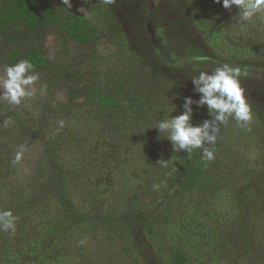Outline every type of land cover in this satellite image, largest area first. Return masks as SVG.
Segmentation results:
<instances>
[{
	"label": "trees",
	"instance_id": "16d2710c",
	"mask_svg": "<svg viewBox=\"0 0 264 264\" xmlns=\"http://www.w3.org/2000/svg\"><path fill=\"white\" fill-rule=\"evenodd\" d=\"M122 1L136 6L131 37L117 15ZM71 5L0 0V71L30 61L29 74L39 77L35 83L59 97L69 114L90 119L127 145L148 187L106 170V153L56 111L42 119L53 135L41 139L25 166L22 153L18 161L13 155L12 139L22 132L35 139L44 130L40 116L20 108L16 114L1 104L0 211L11 210L17 219L14 233L0 231V264H200L165 230L189 199L224 193L233 199L226 212L242 220L237 150L246 128L232 118L220 125L216 144L208 146L214 147V159L207 161L201 150L172 152L167 133L160 136L154 127L181 114L185 97L199 99L191 80L213 69L187 65L201 60L240 68L239 80H258L264 98V78L258 76L264 73V13L242 21L236 6L225 10L214 0H71ZM244 95L252 119L263 122L264 101ZM192 107V125L210 119L206 108ZM240 232L231 236L244 251L247 235Z\"/></svg>",
	"mask_w": 264,
	"mask_h": 264
},
{
	"label": "rangeland",
	"instance_id": "374dc122",
	"mask_svg": "<svg viewBox=\"0 0 264 264\" xmlns=\"http://www.w3.org/2000/svg\"><path fill=\"white\" fill-rule=\"evenodd\" d=\"M77 1L81 3V0ZM78 5L79 8L82 7L81 4ZM135 7V4L124 3V1L116 5L119 9V11L117 9V15L128 37L132 35ZM121 14L126 16V22L120 18ZM45 46L51 53L50 37L47 38ZM187 66L191 69L207 67L214 70L221 65L213 64L210 60H201ZM3 77L4 73L0 71V79ZM239 83L252 101H264L258 80H239ZM28 91L31 95L22 98L19 105L10 104L4 95L0 94L2 108H13L15 113L18 108L28 111L29 114L36 113L40 116L38 125H43L42 129H44L35 139L27 138L24 132L12 139V143H17L13 154L15 159L17 154L22 153L25 156L23 159L25 166L32 163L30 159L35 156L34 152L39 151L41 139L51 137L55 131L51 128L52 125L44 126L42 119H47L51 116L49 113L53 114L54 111L55 114L56 111L58 115L62 113L66 116L68 126L87 139L90 144H96L106 153L107 160L104 161L108 165L106 170H110L115 176L125 177L135 184H143L144 188L148 187L140 160L133 156V152L124 142L108 137L90 119L82 120L69 114L70 111L67 108L60 106L62 100L56 95H52L53 98H51L50 90L44 85L35 83L29 86ZM2 92L4 93V90L0 88V93ZM8 117L11 119L13 116L8 114ZM34 130L36 131V127ZM246 134V141L237 150L241 163L238 175L242 181L239 189L244 200L241 201L242 203L239 202L241 209L244 206L239 213H244L245 217L242 216V220L239 221L232 218V213L226 212L227 204L232 199L228 198V194L224 193L214 198L194 197L186 201L187 203L185 202L179 211L174 212L165 230L164 234L172 239L173 243L182 246L189 254L197 255V262L200 264H264V121L258 122L252 119L246 127ZM64 136L60 135L63 138ZM240 230L247 235L243 236L248 242L244 251L236 247L235 240L231 236V234L238 235L241 233Z\"/></svg>",
	"mask_w": 264,
	"mask_h": 264
},
{
	"label": "clouds",
	"instance_id": "9594fccd",
	"mask_svg": "<svg viewBox=\"0 0 264 264\" xmlns=\"http://www.w3.org/2000/svg\"><path fill=\"white\" fill-rule=\"evenodd\" d=\"M60 2L66 6L65 9L72 6L71 0ZM113 2L114 0H105V3ZM214 2L222 3L225 10L236 6L242 21H251L253 17L264 13V0H214ZM33 67L30 61L20 60L4 68L0 88H3L4 98L10 104L19 105L22 98L31 95L28 88L39 79L38 75L29 74L33 72ZM241 75L240 68L223 64L212 71H201L198 76L192 78L193 90L199 94V99L193 101L191 97H185L181 114L161 119L154 127L160 136L167 133L172 152L190 153L201 150L202 158L212 161L214 147L208 146L216 144L220 125H226L229 118H232L240 127H247L252 120V113L239 83ZM194 104L197 108H206L210 117L196 126L190 122ZM173 108L175 110L174 106ZM59 126L63 127V121L59 122ZM16 159L17 161L20 159L19 154ZM168 161L161 160L159 163L166 165ZM16 219L11 210L0 211V231L14 233Z\"/></svg>",
	"mask_w": 264,
	"mask_h": 264
},
{
	"label": "water",
	"instance_id": "95a60500",
	"mask_svg": "<svg viewBox=\"0 0 264 264\" xmlns=\"http://www.w3.org/2000/svg\"><path fill=\"white\" fill-rule=\"evenodd\" d=\"M149 33H150V31H149ZM258 76L264 78V73L263 72H259Z\"/></svg>",
	"mask_w": 264,
	"mask_h": 264
}]
</instances>
